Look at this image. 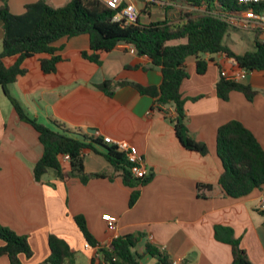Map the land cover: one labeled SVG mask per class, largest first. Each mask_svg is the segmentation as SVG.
Listing matches in <instances>:
<instances>
[{
	"label": "crops",
	"instance_id": "1",
	"mask_svg": "<svg viewBox=\"0 0 264 264\" xmlns=\"http://www.w3.org/2000/svg\"><path fill=\"white\" fill-rule=\"evenodd\" d=\"M38 1L8 0V4L13 14L22 15L27 5ZM46 1L58 8L71 0ZM2 4L0 0V7ZM173 5L168 0L154 5L139 1V20L143 24L165 20L177 24L181 13ZM3 37L0 21V53ZM244 38L229 32L224 42L230 41V49L244 54L255 44L254 38L246 42ZM55 47L62 58L56 73L45 74L41 69L40 60L48 55L27 58L22 63L26 73L9 86L11 95L47 127L55 129L54 122H58L77 134L127 142L141 154L153 179L140 187L133 207L129 202L135 188L118 177L83 184L77 178L62 180L49 174L43 182H36L33 167L44 153L39 133L19 118L0 86V223L28 238L34 254L22 256L23 264H42L49 258L50 236L67 242L75 253V264H92L95 250L85 249L86 241L74 217L83 215L94 238L109 245L113 236L102 219L107 213L118 217L119 236L145 234L136 248L139 253L151 243L174 264H232L231 246L215 238V227L224 226L234 230L253 264H264V214L259 208L264 187L239 199L226 196L218 184L223 167L217 155L218 130L230 121L241 122L264 149V71L251 72L241 82L258 92L253 101L237 91L225 101L216 86L220 70L230 68L229 60L224 55L204 56L210 63L203 75L197 72L196 58L187 60L189 77L181 92L190 134L209 148L208 155H201L185 149L177 138L170 119L175 116L172 105L161 108L155 98L132 86H116L127 81L159 88L161 69L147 56L132 54L126 45H119L112 52L100 53L101 64L90 62L83 57L84 52L91 53L89 35L63 38ZM17 60V56L9 57L4 64L11 67ZM107 81L112 82L111 95L97 87ZM64 170H69L68 161H64ZM85 170L113 174L106 158L92 151L85 152ZM198 184L213 188L201 191L204 197H200ZM0 264H10L9 258L0 257ZM142 264L160 263L146 256Z\"/></svg>",
	"mask_w": 264,
	"mask_h": 264
},
{
	"label": "trees",
	"instance_id": "2",
	"mask_svg": "<svg viewBox=\"0 0 264 264\" xmlns=\"http://www.w3.org/2000/svg\"><path fill=\"white\" fill-rule=\"evenodd\" d=\"M177 4L178 0H168ZM0 21L3 22L4 37L0 53V86L11 101L19 118L31 125L38 133L44 147L41 159L33 167L35 181L43 182L45 176L54 174L59 179L77 178L83 184L93 179L121 178L126 186L135 188L129 205L138 201L140 187L149 184L153 174L145 178H135L131 172V163L118 147L108 144L104 138L90 134H77L65 126L54 122L55 129L40 123L31 117L22 104L15 99L9 86L26 73L22 63L27 58L48 55L40 60L45 74H53L61 62L55 43L63 38L89 35L91 53L84 52L83 57L90 62L101 64L100 53L112 52L119 45L134 48L139 56H147L154 67L160 68L163 75L162 85L144 87L133 82H118L116 86H132L141 94L156 99L162 108L172 105L175 116L171 119L176 136L189 151L208 155L206 144L197 142L187 126L185 110L186 100L181 92L183 82L189 77L186 62L196 58L199 75L207 72L209 60L204 56L225 55L234 60L240 68L250 72L264 71V43L259 35H254V49L244 54L235 53L225 44V37L231 30L228 16L244 9L236 0H184L186 6L203 10V13L182 14L180 22L169 21L137 23L125 25L114 22L116 11L109 8L102 0H71L62 7H53L46 0L25 7L22 15L11 12L8 0H2ZM264 5L255 7L260 10ZM196 13V12H195ZM17 56V62L7 67L4 60ZM100 90L112 94V82L107 81L97 86ZM218 96L227 101L232 91L241 92L248 101H253L258 92L249 84L228 81L220 76L216 86ZM166 116L167 112L162 109ZM104 149L103 152L98 147ZM102 154L113 171L87 173L85 170V152ZM217 155L222 163L223 172L219 186L226 196L234 199L247 197L264 187V149L255 135L239 121H230L221 126L217 133ZM69 156V170H64V157ZM209 184H198L200 197L203 190H212ZM264 214V212H263ZM74 221L83 235L86 244L98 249V255L91 259L92 264H142L146 256H151L160 264H174L169 255L157 246L147 243L144 253L137 251V246L145 238L144 233H131L119 236L109 245L99 243L89 230L83 215L74 217ZM217 241L231 246L232 264H253L247 252L229 227L216 226ZM0 257L6 256L10 264H23L21 257L31 258L33 248L26 236L17 234L0 223ZM51 254L42 264H75V253L66 241L50 236ZM182 264H188L187 262Z\"/></svg>",
	"mask_w": 264,
	"mask_h": 264
},
{
	"label": "built area",
	"instance_id": "3",
	"mask_svg": "<svg viewBox=\"0 0 264 264\" xmlns=\"http://www.w3.org/2000/svg\"><path fill=\"white\" fill-rule=\"evenodd\" d=\"M143 2L146 5L159 4L160 0H105V4L116 11L113 18L114 22H122L125 25L137 23L139 20V12L136 7L137 2ZM240 5L245 6L246 9L228 16L227 22L232 28H238L252 32L254 35L258 34L261 42L264 43V7L256 10L255 7L264 5V0H236ZM132 54H136L133 47L126 45ZM230 68L220 70V76L228 81L242 82L247 79L250 71L242 69L232 59H229ZM104 141L108 144L114 145L124 152L128 161L131 163V172L135 178L142 179L148 174V170L144 163V159L138 150L129 145L125 141H114L110 137H105ZM70 157L65 156L64 161H69ZM260 210L264 212V197L261 200ZM103 221L106 223L108 231L113 236V241L119 237V219L112 214H104ZM86 250H95V255H98V249L92 248L85 244Z\"/></svg>",
	"mask_w": 264,
	"mask_h": 264
},
{
	"label": "rangeland",
	"instance_id": "4",
	"mask_svg": "<svg viewBox=\"0 0 264 264\" xmlns=\"http://www.w3.org/2000/svg\"><path fill=\"white\" fill-rule=\"evenodd\" d=\"M174 7H175V12H177V13L178 12H180L182 14H189V13L190 14H197V13L200 14V13H203V10L200 11L199 9H195V10L190 9V8L186 9L185 8L186 4L184 3V0H178L177 4L173 5L172 8H174ZM230 33H234V36H236V38H238V39H240L242 37H246L243 39L245 42L248 41L249 39L253 40V38H254V34L252 32L242 30V29H238V28H231ZM260 41H262V40H260ZM226 43H227V45L231 46L230 41H227Z\"/></svg>",
	"mask_w": 264,
	"mask_h": 264
},
{
	"label": "water",
	"instance_id": "5",
	"mask_svg": "<svg viewBox=\"0 0 264 264\" xmlns=\"http://www.w3.org/2000/svg\"><path fill=\"white\" fill-rule=\"evenodd\" d=\"M89 132L92 133V134H95L96 133L95 130H89Z\"/></svg>",
	"mask_w": 264,
	"mask_h": 264
}]
</instances>
